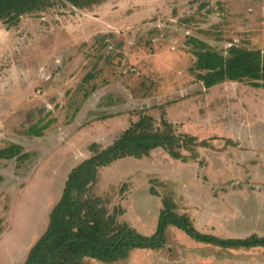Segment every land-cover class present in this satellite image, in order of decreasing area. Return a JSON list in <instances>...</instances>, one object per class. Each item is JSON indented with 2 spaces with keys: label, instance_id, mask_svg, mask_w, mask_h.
Segmentation results:
<instances>
[{
  "label": "rangeland",
  "instance_id": "374dc122",
  "mask_svg": "<svg viewBox=\"0 0 264 264\" xmlns=\"http://www.w3.org/2000/svg\"><path fill=\"white\" fill-rule=\"evenodd\" d=\"M193 36L223 53L232 44L264 50V0H107L85 9L53 0L0 23V148L27 153L0 159V264L24 262L71 168L142 113L210 147L196 146L195 159L182 151L186 161L160 148L120 159L99 170L90 195L110 212L121 207L119 222L143 234L167 195L203 233L264 235V88L205 89L190 71ZM112 264H264V249L224 250L170 227L161 249Z\"/></svg>",
  "mask_w": 264,
  "mask_h": 264
},
{
  "label": "trees",
  "instance_id": "16d2710c",
  "mask_svg": "<svg viewBox=\"0 0 264 264\" xmlns=\"http://www.w3.org/2000/svg\"><path fill=\"white\" fill-rule=\"evenodd\" d=\"M58 1L85 9L107 0ZM52 5L53 0H0V23L14 25L21 16L44 11ZM188 42L192 43L195 56L190 71L205 89L226 81L247 82L251 87L264 88V50L232 44L223 53L194 36ZM162 125L155 127L151 116L142 113L109 145L91 144V155L66 175L62 193L49 211L46 228L30 247L22 264H83L85 258L112 264L127 259L136 249H161L166 244L170 227L196 242L224 250L264 249V235L223 238L199 231L189 216L176 212L174 202L167 195L161 197L151 234H143L127 223L119 222L118 217L123 213L121 207L110 212L100 196L90 195L98 181L99 170L120 159H142L160 148L171 159L186 161L189 156L197 157L196 146L210 147L206 140L198 141L193 135L175 133L171 124L164 120ZM30 132L36 137L41 135L36 126H32ZM182 151H188V157ZM26 157L27 153L19 144L0 148V159L22 160ZM150 193L157 194L154 190Z\"/></svg>",
  "mask_w": 264,
  "mask_h": 264
}]
</instances>
